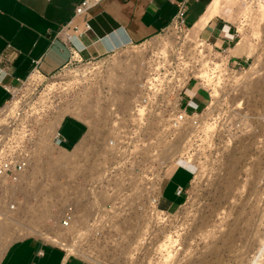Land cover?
<instances>
[{
  "label": "rangeland",
  "instance_id": "374dc122",
  "mask_svg": "<svg viewBox=\"0 0 264 264\" xmlns=\"http://www.w3.org/2000/svg\"><path fill=\"white\" fill-rule=\"evenodd\" d=\"M263 9L262 2L245 0L236 9L244 11L237 26L225 18L237 32L232 45L239 38L244 47L250 42V56L241 58L240 68L228 69V54L213 53L206 43L194 47L197 37L203 39L199 34L169 25L142 44L91 60L74 58L53 75L32 72L12 85L13 95L0 110L14 102L16 112L0 116V132L16 126L13 130L29 138L32 148L25 175L0 191V252L8 241L37 235L28 230L33 227L58 234L69 245L67 252L98 264H264V18L257 19ZM170 61V70L185 61L192 78H201L199 97L206 98L207 90L210 97L188 104L197 112L186 115L179 129L162 130V116L150 115L140 130L150 143L120 147L123 154L137 155L123 163L124 169L133 168L134 177L124 187L117 179L115 193L104 183L98 192L103 172L98 168L117 151L113 139L121 121L114 108L131 107L144 67L158 71ZM126 71L133 77L126 78L129 84L109 82ZM44 90L48 94L42 96ZM160 102L164 99H153L152 106H166ZM67 114L87 124L86 134L68 149L57 146L48 130ZM73 131L66 118L60 132L68 145ZM82 140L83 147L74 152ZM64 149L74 153L65 155ZM176 161L192 166L193 178L173 207L165 202L171 185L161 202L159 190ZM70 201L74 216L62 225V210ZM106 202L110 206L104 207Z\"/></svg>",
  "mask_w": 264,
  "mask_h": 264
},
{
  "label": "crops",
  "instance_id": "0c3cea01",
  "mask_svg": "<svg viewBox=\"0 0 264 264\" xmlns=\"http://www.w3.org/2000/svg\"><path fill=\"white\" fill-rule=\"evenodd\" d=\"M80 1L0 0V108L8 99L11 86L29 73L35 72L43 78L55 74L74 58L91 60L124 46L148 41L171 23L181 0H98L82 12H75ZM244 1L185 0L187 28L209 41L207 45L225 48L224 52L232 59L249 57L250 42L244 47L239 38L232 45L237 32L226 20L237 26L244 11L237 13L236 9ZM203 39L197 37L196 43L205 44ZM200 88L196 80L189 81L185 93L192 96L190 102L205 103L207 95L200 98ZM186 98L184 94L183 102ZM66 118L74 125V139L69 145V140L60 132ZM59 132L65 142L63 146L72 148L86 134L87 124L67 114L59 124ZM192 178L193 167L176 161L161 180L159 202L163 201V190L171 185L172 191L165 202L178 206ZM0 264L98 263L67 252L40 236L25 235L9 243Z\"/></svg>",
  "mask_w": 264,
  "mask_h": 264
},
{
  "label": "built area",
  "instance_id": "2783aa9c",
  "mask_svg": "<svg viewBox=\"0 0 264 264\" xmlns=\"http://www.w3.org/2000/svg\"><path fill=\"white\" fill-rule=\"evenodd\" d=\"M98 0H81L75 6V12H82L88 6L96 3ZM263 1L264 0H260ZM178 7L176 14L170 24L177 30H185L187 25L185 24L184 13L186 9L185 0L178 2ZM169 24V25H170ZM168 25V26H169ZM206 44L209 43L206 39L203 40ZM214 52H224L225 48H215L211 44L209 49ZM183 55H181L182 57ZM241 58L232 59L228 56L226 59V67L231 69L240 68ZM248 57H244L242 60L246 61ZM233 60V61H231ZM185 63V64H184ZM182 65L173 66L172 70L169 67L172 66V61L170 65L166 68H161L158 71L144 67L143 73L138 79L136 86V93L134 100L129 109L127 108H114V117L117 121H121V126L118 128L116 134L117 137L113 139V142L117 146V151L112 154L108 159V164L101 165L99 171H103L98 177V182L96 187L97 191L100 192V184L104 183L105 188L108 192H114L115 182L118 179L120 184H128V179L134 177L133 168L123 167V163L126 161H134L137 159V155L123 154L122 151L128 146L137 145H147L150 143V136H141L140 130L142 127H146L150 115L156 114L162 116L161 119L163 123L160 125L161 129H167L171 127L172 129H179L182 126V121L184 117L188 114H194L197 109L188 110L187 106L190 103V96L185 93L187 84L191 79L196 80L199 85H202L200 77L190 75V68L187 67L184 61ZM186 66V73L183 72V68ZM192 73V72H191ZM199 79V80H197ZM11 94L13 95V88H11ZM207 89V88H206ZM184 94H186V102H183ZM207 97L209 98V91L207 90ZM153 99H164V102H160V105L165 104L166 106H152ZM137 119H134V117ZM16 127V126H14ZM11 126L7 132H0V191H5L7 189L13 188L14 185L20 180V174L27 168L29 162L31 161L30 152L32 148V142L29 138L21 136L19 130L17 132L13 130ZM54 141L56 144L63 146V137L59 130L54 136ZM122 152V153H121ZM122 179H124L122 181ZM127 183V184H125ZM102 188V187H101ZM111 202H106L104 207L110 206ZM75 202L70 201L63 208V216L61 218L63 223H67L72 217L74 212Z\"/></svg>",
  "mask_w": 264,
  "mask_h": 264
},
{
  "label": "bare ground",
  "instance_id": "6f19581e",
  "mask_svg": "<svg viewBox=\"0 0 264 264\" xmlns=\"http://www.w3.org/2000/svg\"><path fill=\"white\" fill-rule=\"evenodd\" d=\"M258 1H260V0H258ZM260 2H262V3H264L263 1H260ZM256 16V15H255ZM261 18H264V9L263 10H261L259 13H257V19L258 20H260ZM255 20V19H254ZM204 45V43L203 42H198V43H196V45L194 46V47H202ZM157 47V46H156ZM162 49H164L163 47H162ZM167 49V48H166ZM160 50V49H159ZM157 52H159V54H161L162 56H166L167 55V53H166V51L165 50H160V51H157ZM155 61V60H154ZM148 64V63H147ZM206 64V63H205ZM140 68V67H139ZM199 72V71H198ZM201 72V71H200ZM203 72V71H202ZM35 73V72H34ZM126 73H127V71H126ZM201 75H203L202 73H201ZM201 75H199V76H201ZM127 77H129V79L130 78H133L132 77V74L131 73H127V74H124L123 76H122V78L121 77H119V76H116V75H112L111 77H110V81L109 82H111V84H113L114 82H116V80H119V82L121 83V82H124V83H128L129 84V79H126ZM121 78V79H120ZM35 79V78H34ZM137 80V79H136ZM33 79L30 81V83L29 84H32L33 83ZM131 81H132V79H131ZM52 91V90H51ZM51 93V92H50ZM48 94V90H44L43 92H42V96L43 95H47ZM49 96V95H48ZM13 103L14 102H12V104H8V105H6V106H4L1 110H0V112H1V115L0 116H4V117H7V116H10V115H12L13 114V112L15 111L16 112V109H15V106L13 105ZM85 107L86 106H88L87 104H85L84 105ZM18 109V108H17ZM14 112V113H15ZM61 122V118H58L55 122H52L50 125H49V128H48V130H49V133H50V136L52 137V136H55V134L57 133V128H58V125H59V123ZM48 135V134H47ZM54 140V139H53ZM48 141V140H47ZM50 141V140H49ZM54 143L56 144V142L54 141ZM83 143H84V141L82 140L77 146H76V148L74 149V152L76 151V150H79L80 148H82L83 147ZM57 146H60V147H62L61 145H58V144H56ZM43 147V146H42ZM43 149V148H42ZM64 151V154L65 155H69V154H72V153H74V152H70V151H67V150H63ZM61 162V160L59 159V161H55V163H60ZM27 169V168H26ZM26 169L20 174V177H19V179L22 177V176H24L25 175V172H26ZM20 181V180H19ZM18 181V182H19ZM64 210V209H63ZM63 210H62V216H63ZM74 214V213H73ZM74 216V215H73ZM62 218V217H61ZM61 218H60V223L62 224V225H65V223H63L62 222V220H61ZM72 219V218H71ZM70 219V220H71ZM70 220L69 221H67V223L68 222H70ZM5 221V220H4ZM6 222V221H5ZM66 223V224H67ZM4 224V223H3ZM5 226V225H4ZM30 227V226H29ZM27 228V227H26ZM28 230H30L32 233H35V234H37L38 236H40V237H42L43 239H45V240H47L48 242H50V243H56V244H59L62 248H68L69 247V245L67 244V242H66V240L64 239V238H62V237H60L58 234H56V233H50V232H43V231H40V230H37V229H33V227H32V229L31 228H28ZM1 231V230H0ZM4 232V231H3ZM9 240V239H8ZM9 243H10V241H8L7 243H6V245H5V248H3L2 249V252H0V259H1V257H2V255H3V253H4V251L6 250V248H7V246L9 245ZM1 251V250H0ZM256 259V258H255ZM89 260H92L93 261V258H91V259H89Z\"/></svg>",
  "mask_w": 264,
  "mask_h": 264
}]
</instances>
